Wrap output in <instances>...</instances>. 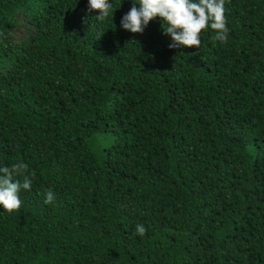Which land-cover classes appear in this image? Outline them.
<instances>
[{
	"label": "trees",
	"instance_id": "trees-1",
	"mask_svg": "<svg viewBox=\"0 0 264 264\" xmlns=\"http://www.w3.org/2000/svg\"><path fill=\"white\" fill-rule=\"evenodd\" d=\"M112 3L0 0V166L36 173L0 264H264V0L184 49Z\"/></svg>",
	"mask_w": 264,
	"mask_h": 264
},
{
	"label": "clouds",
	"instance_id": "clouds-1",
	"mask_svg": "<svg viewBox=\"0 0 264 264\" xmlns=\"http://www.w3.org/2000/svg\"><path fill=\"white\" fill-rule=\"evenodd\" d=\"M132 7L121 18V27L133 34H143L150 22L160 19L164 35L171 38L169 49L199 48L201 34L212 31L213 43L226 44L230 29L227 26L226 3L229 0H131ZM113 8L112 0H88L87 11H98V22L108 19ZM35 171L29 172L24 162L0 166V206L11 214L18 211L23 201L21 191H30ZM55 194L49 190L45 203L51 204ZM147 232L143 224H137L134 235L143 237Z\"/></svg>",
	"mask_w": 264,
	"mask_h": 264
},
{
	"label": "rangeland",
	"instance_id": "rangeland-1",
	"mask_svg": "<svg viewBox=\"0 0 264 264\" xmlns=\"http://www.w3.org/2000/svg\"><path fill=\"white\" fill-rule=\"evenodd\" d=\"M22 35H24V33L22 32V31H18L17 32V39L19 38V37H21ZM18 41V40H17Z\"/></svg>",
	"mask_w": 264,
	"mask_h": 264
}]
</instances>
